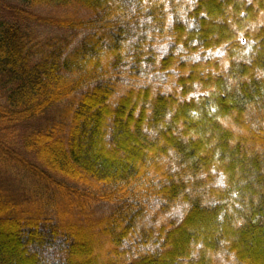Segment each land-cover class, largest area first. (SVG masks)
I'll use <instances>...</instances> for the list:
<instances>
[{"label":"trees","instance_id":"obj_1","mask_svg":"<svg viewBox=\"0 0 264 264\" xmlns=\"http://www.w3.org/2000/svg\"><path fill=\"white\" fill-rule=\"evenodd\" d=\"M20 3L0 264H264V0Z\"/></svg>","mask_w":264,"mask_h":264},{"label":"rangeland","instance_id":"obj_2","mask_svg":"<svg viewBox=\"0 0 264 264\" xmlns=\"http://www.w3.org/2000/svg\"><path fill=\"white\" fill-rule=\"evenodd\" d=\"M19 5H21L20 0H0V22L2 20H6L9 17V10L12 6H19ZM49 31H51V33L54 32L53 29H49L48 32ZM0 104H2L1 101Z\"/></svg>","mask_w":264,"mask_h":264}]
</instances>
